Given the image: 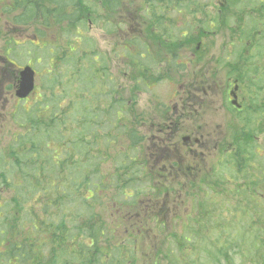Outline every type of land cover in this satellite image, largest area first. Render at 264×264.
I'll return each instance as SVG.
<instances>
[{
  "label": "rangeland",
  "instance_id": "obj_1",
  "mask_svg": "<svg viewBox=\"0 0 264 264\" xmlns=\"http://www.w3.org/2000/svg\"><path fill=\"white\" fill-rule=\"evenodd\" d=\"M132 1H135L136 4ZM148 1L115 0V9L110 6L106 9V3L98 2L101 7L100 17L102 19L96 24L92 23L93 20L88 24V14H82V11V15H80V12L77 11V14L83 20L75 26L70 24L66 28L68 32L63 30L65 25L61 28L44 30L40 28V24L32 28H21L19 32L14 31L7 34L6 39L5 35L0 38V231H3L7 238H23L26 233L25 228L32 223H36L38 231L44 233L47 225H49V222L45 219L47 214L44 212L47 203L50 204L48 212H53L54 216L55 212H58L53 203L57 197V191L44 194L42 193L44 185L41 186L40 190V188L35 189L29 184L30 179L23 183V175L28 178L29 174L22 172L14 164V140L18 136L28 135V131L33 124L31 116L35 119L42 116V114H44L45 119L48 117L42 128H64L71 134L77 135L80 130V123L86 120V117L92 123H96L97 119L100 128H113L110 132L111 136L104 134L105 140L109 143L108 145L103 143L102 151L107 154L109 148H114L123 153H128L136 160V163L141 160L148 171L151 172L153 177H151L149 184L146 183L145 177H139L132 167L128 170L123 169L116 174L115 165L112 167L108 161L106 163V159L102 156L97 180L112 174H116L122 180L121 189L114 182L109 189L103 190L101 199L94 203L97 212L102 221L104 219L106 225L103 224L107 229H112L115 238H117L116 228H119L123 219V211L119 206L123 192L130 193V189L133 187L135 191L144 193L149 190L148 185L151 188L153 184H173L175 182L172 180L163 178L164 174L170 172L176 175L178 170L184 171L185 167L188 166L187 164L182 166L164 161L165 173H163L159 170L162 165H158V169L150 162L159 160L158 150L169 143L171 145L166 146L164 150L177 158L181 157L180 153L182 151L187 156L185 146L191 142L184 143L176 127L194 128L196 127L194 125L196 119L200 120L197 127L209 128L210 135L209 138H206L202 133L198 134L197 146L202 148H192L194 151L192 158L200 160V162L189 159L194 162L192 166L197 170L206 171L205 177L208 185H210V180L222 178L219 177L222 173H225L224 177H228L230 180V183L225 182L221 196H210L211 192L208 190L200 191L197 189L196 193L199 197L202 193L205 194L206 196H201V200H207L210 204H222L223 199L232 195L234 183L231 175L235 170L237 157L234 151H230V132L228 131H232L235 125H238L237 128L242 126L236 120L235 114L232 116L230 114L231 110H227V107H230L229 103L223 100L228 91L227 85H224L222 81H214L212 78L213 75L219 72L221 74L219 79L224 80L229 72L223 71L221 73L222 70L219 67L209 64V67H212L207 73L203 72L199 82H196L193 72L186 74L169 72L171 63L174 61V55L179 52V48H184V52L191 55L192 51L185 47L184 37L186 35L185 31L196 35L197 26L192 20L200 22L209 16H215L219 11L222 0H202L205 4L192 10L189 15L174 0H171L169 7H166L167 4L164 0H153L150 4H148ZM106 2L109 3L110 1L106 0ZM78 3L80 4V1ZM91 3V0H82L84 9L89 7ZM195 11L200 13H195ZM234 11L238 16L244 18L245 22L251 27L257 26L255 17L250 14V6L244 0L239 1V4L234 7ZM153 12L158 18L162 17V19H151L149 15ZM93 15H95V10L92 12ZM232 19L236 18L232 17ZM207 22V25L214 24L212 18H208ZM80 24L84 26L83 30H81ZM157 28H161V31L158 32L160 29L157 30ZM37 29L46 33L45 38L38 37ZM159 34L164 35L163 45L161 46H158L161 41ZM136 35H139L137 36L139 39L133 42ZM80 38H87V42L91 43L94 54H97L102 60H100V64L94 65L97 77L94 76L90 80L84 81L80 79V74H82L80 66L77 65L76 60L69 51L71 45L76 44ZM147 38L154 43L152 49H148L145 45ZM12 40L13 42L17 40L19 45L13 43H11V46L8 45L7 42H12ZM127 41L130 43L124 44ZM227 43L231 42L224 40L219 33L215 43L210 41L206 43V46L211 48L209 55H223L227 52V47H223V45L230 46L229 44L226 45ZM42 44L48 46L41 49ZM132 45H134V49L143 53L141 63L149 69L150 75L157 74L160 67L161 70H164V73L169 72L171 78L165 76L168 80L164 81V87L162 84L155 85L153 77L145 75V83H140L142 80H139L136 75L140 71L133 64L139 59L138 57H132L138 55V51L132 53L130 58L124 59L126 48ZM10 47V53H12L9 55L8 49ZM73 56L77 57V54L74 53ZM150 57H153L154 61ZM7 58L13 61V63H10L13 65L15 63L18 68L30 64L37 71L36 91L27 102L17 103V100L9 95L13 92L14 87L13 84L11 86H7V84L12 82L17 68L7 66ZM186 61L187 57L179 59V62L185 63ZM206 62V55H203L198 65L203 67ZM149 67L153 69L150 70ZM102 69L108 75L104 74L102 85L98 86ZM77 74L79 76L75 77L77 79L76 83L71 84L70 76ZM238 76L244 78L247 73L246 71L240 72L234 78ZM181 84H184V86ZM207 90H211V94L205 96L204 93ZM139 92L142 93L141 96H138ZM190 92H195L193 99L201 114L189 113L191 117H188H194L193 119L180 118L178 122L181 124L175 126L174 120L179 112L173 106L182 102V97L184 99L191 98ZM163 93L164 98H167L170 94L171 100L164 99ZM242 95L246 98L250 109H256V101L244 90H242ZM108 111L110 113V118H108L110 123L104 124V118L107 116ZM117 114L119 115L117 116ZM254 122L256 123L257 120L254 119ZM164 128L169 131V138L164 136ZM59 131H44V136L47 137V142L49 140L50 147L55 151L64 148L73 154L72 149L65 146L66 141L63 143L58 139ZM121 131H126L128 134L132 131L135 136L134 139L130 140L128 136L122 135ZM158 135H161L162 138ZM35 136L39 137L38 135ZM109 137H112L113 140H109ZM221 139L223 140L220 141ZM35 141L39 142L38 139ZM73 142L72 138L70 146ZM256 142L262 144L249 147L250 154L253 157H250V161L247 162L251 168L264 170V136L256 139ZM121 148L123 149L121 150ZM42 155H44V152ZM240 157L247 160L244 156ZM66 159L68 160L64 161L62 159L60 165L69 171L73 160L69 154ZM81 171L84 172L83 169ZM100 171L102 173L106 172V177L99 174ZM14 174H16V180ZM263 174L260 177L264 176ZM80 181H82L80 189L85 195V189L89 186L81 178ZM262 182L249 184V189L255 192V188L258 187L261 188L260 193H264V179H262ZM180 184H184V181H181ZM188 194V192L183 191L179 194L180 196H172L173 199L164 197L162 204H160V201L156 203V210L161 211L158 212L157 222L159 225L142 229L148 241H143L139 246V250L143 251L144 256L147 253L154 251L158 253L159 251L160 255L164 256L165 264H169L165 260V254L180 258V249L176 246L175 240L181 234L188 232L194 222L205 225L206 233L211 241L223 236L216 229V226L220 225L219 218L226 215V212L219 208L218 215L214 211L208 212L203 214L204 218L202 220L197 221L194 217L198 214L199 203L194 204L196 197ZM89 201L94 202L93 196ZM131 201V199L127 200L128 203ZM216 207V205H210L212 210H215ZM223 207L227 210V207ZM102 221H100L101 224ZM81 222L86 223L87 221L82 220ZM243 223L246 229L239 238L240 248L237 249L235 242L229 240L224 245L225 252L230 257H233L231 253L237 252L235 264H241L243 256L246 258L256 256L254 258L258 261V264H264V239L260 241L264 237V226L259 222L258 217H255V219L250 218ZM259 228H262L263 231H259ZM168 235L172 238L169 239ZM5 240L1 245L5 244ZM244 242L245 245H243ZM127 243H131V241ZM147 243V247L144 248ZM3 251L0 254V264H10L5 260L3 261ZM55 255L57 264H67L74 257L69 252Z\"/></svg>",
  "mask_w": 264,
  "mask_h": 264
},
{
  "label": "trees",
  "instance_id": "obj_2",
  "mask_svg": "<svg viewBox=\"0 0 264 264\" xmlns=\"http://www.w3.org/2000/svg\"><path fill=\"white\" fill-rule=\"evenodd\" d=\"M79 1L81 3L82 0H62L61 2L58 0H0V38L5 35L6 39L7 34H11L14 31L19 32L21 28H32L40 24V28L50 30L51 28H61L68 22L75 23L78 20L76 12H80L83 9L81 7L82 3L79 4ZM239 1L222 0L219 6L221 16L218 17V22L222 24L223 29L226 31L229 27L230 17L234 13V7L239 4ZM178 2L182 4L186 14L192 11L190 10L193 8L190 5V0H177L176 3L178 4ZM170 3L171 1L166 2V7H169ZM71 13L72 15L70 16ZM195 13L200 12L195 11ZM161 19L162 17L158 18V20ZM36 32L40 38L46 36V33L40 29H37ZM160 39L161 44L163 43V38L160 37ZM259 39L260 41L263 40L264 36L261 35ZM7 43L11 46L13 40ZM142 55L143 53L139 51L138 55L134 56H132L130 50H127L126 53L127 58L132 56L133 58L138 57L139 60L143 58ZM77 76L79 75L70 76L71 84L73 82L76 83L77 79L75 77ZM229 77H232V74ZM237 78L241 77L238 76ZM160 82H163V76L161 75L155 79V83ZM256 83L261 86L260 89L264 90L263 77H259ZM258 111L261 112V109L259 108ZM47 119L48 117L44 118V114L36 119L31 116L33 124L28 131V135L18 136L14 140L16 149L14 148L13 157L15 158L14 164L16 167L21 169L22 172L29 174L28 178L22 174L23 183L30 179L29 184L35 189L40 188V190L41 186L44 185V188H42V193L44 194L57 191L58 194L53 203L58 212H55L54 216L53 212H48L50 204H46L44 212L47 214L45 219L49 222V225H47L44 233L38 231L36 223H32L25 228L26 233L23 238H7L4 232L0 231V254H2V250H4L3 253L6 252L4 260L10 264V261L16 264H57L55 254L62 255L69 252L74 257L67 264H99V262L100 264H162L163 257L160 255H158L159 257L153 255V257H157L156 260H144L143 251L137 249V246L127 243L128 240L124 234V228H116L117 238L113 237L112 229L105 227L104 219L102 221L96 210L94 203H97L98 199H100L97 197V193L92 191L93 195L91 196H93L94 202H91L89 201L91 196L84 195L80 189L82 185L80 178L91 188L109 189L115 181L117 186L121 184L122 180L116 176L112 179L103 178V182H101L100 179L97 180L98 172H94V170H99L102 156L106 159V163L108 161L104 154L100 153L98 155L96 152V150H103L104 139L100 132L111 136L110 132L112 129L84 128L83 132L91 135V140L86 146L85 144L83 145V142H80L79 135L82 122L80 123L78 135L69 134V131L62 128V131H59L61 133L57 137H61L66 141L73 138L74 141L72 143L73 154L71 157L74 169L68 171L60 165L62 159L64 161L68 159H66L64 154L50 148L47 137L42 136L44 131L52 129L42 128ZM98 123L99 121L96 119V125ZM107 123H110V121L106 120L105 124ZM54 130H59V128H54ZM37 133L39 142L35 141ZM121 134L128 136L131 140V132L128 134L126 131H121ZM109 140H113L112 137H109ZM108 143L106 142V145ZM61 150L65 149L61 148ZM108 151L113 153V151L117 152L118 150L109 148ZM243 151L242 155L253 157L248 151L246 144ZM43 152L45 153L44 155H42ZM123 154L118 152L115 164L116 169H119L122 160L126 159ZM248 165V163L242 161L239 163L240 170L248 168ZM87 166L90 168L89 171L85 170ZM99 174L103 175V177L107 175L106 172L102 173L101 171ZM262 177L264 178V176ZM14 178L16 180V174H14ZM256 181L258 182L259 178H256ZM247 182L248 177L245 178L244 185H236L233 198H225L221 204L227 207L229 215L237 223L243 221L244 217L256 210L255 207L247 205L249 198L256 197V194L254 196L248 194ZM250 192L253 193L254 191L250 190ZM231 202L234 204L230 205ZM230 206L231 209L229 208ZM234 207L236 208L234 209ZM258 219L259 222H264V207L259 210ZM82 220L87 222L82 223ZM100 221H102V224ZM219 223L226 227V232L215 241H211V238L207 235L204 224L199 223L198 226H193L190 229V237L182 236L180 238V258L165 255L169 264H235L237 252L231 253L233 257H230L225 252L224 245L229 240H232L235 242L236 248H240L239 238L242 229L231 226L224 218H220ZM259 231H263V229L259 228ZM263 238L260 241H263ZM4 239H6L5 244L1 245ZM254 257L256 256L247 258L243 256L241 264H258Z\"/></svg>",
  "mask_w": 264,
  "mask_h": 264
},
{
  "label": "flooded vegetation",
  "instance_id": "obj_3",
  "mask_svg": "<svg viewBox=\"0 0 264 264\" xmlns=\"http://www.w3.org/2000/svg\"><path fill=\"white\" fill-rule=\"evenodd\" d=\"M189 15V13H188ZM193 23L197 26L196 28V35L194 34H191V36L189 34H187V39H189V42L188 44H186V48H189L190 50H192L190 47L193 48V50L196 48L197 51L195 52H191V55L186 53L184 54V57H187V61L185 63L183 62H179V60H176L174 61L173 63H171V68L169 69V72L171 73H179V74H186L188 72H193L194 75H195V80L196 82H199L201 80V75L203 74V71H206L205 70V67L203 66H199L198 65V62L197 60H195V58H197L198 56V51H199V44L202 42L203 39L206 38V34L208 32H211L209 31V29H207L206 27V23H204L203 21H200V22H196L194 20H192ZM202 36H205L202 40ZM193 42H196L195 46L194 45H190L192 44ZM179 46V45H178ZM188 46V47H187ZM182 48V47H181ZM181 50V49H180ZM182 50H185L184 48ZM245 54V53H244ZM247 56V54H245ZM227 58H231L232 62L235 64V65H240V62L242 63V65H246L248 66V62L247 60H241L242 59V55L241 53L239 52H236L233 56H228L227 55ZM210 64H213V66H216V67H219V68H222L221 64L219 62H217L215 59H211L210 60ZM225 72L226 70H224V68H222V72ZM169 72H165L164 73V81L167 80V78L165 77L166 75L169 76ZM222 83L224 84V81L221 79ZM241 81V79H240ZM169 84V83H168ZM182 86H184V84H181ZM232 89H229V94L225 95L223 100L226 101V102H230L232 104V101H233V98H234V94L231 93ZM237 90V89H235ZM238 91V90H237ZM222 93V91H221ZM181 94H183V92H181ZM191 95V98L190 97H187L186 99H184L182 97V102H180L179 104H174V109L179 112V115L175 118V126L181 124L180 122H178V119L180 118H184L186 117L188 120H191L193 118H189L188 116L191 117V115L189 113H193L194 115L197 113V114H201V112L199 111L198 109V106L196 105L195 103V100L193 99L194 98V94L195 92H190L189 93ZM211 94V90H207L204 95L205 96H208ZM170 96V94L168 95ZM232 98V100H231ZM238 100L240 99V97H238ZM164 99H168L167 98H164ZM171 100V99H170ZM211 107V106H210ZM185 113V114H184ZM202 120L204 121V119L202 118ZM200 122L199 119H196L195 122H194V125L196 127L194 128H183V127H176L179 131V133L181 134L182 136V140L184 143H190L189 145H186V154H187V159H191L192 161L194 162H197L198 160L195 159V158H192V155H194V151L192 150V148H202V147H198L197 144H198V134L202 133L206 138H209V128H201V127H197L198 126V123ZM166 127V126H164ZM208 133V134H207ZM164 136L166 138H169L170 137V133L169 131L164 128ZM162 138V137H161ZM171 144H167L165 145V147L167 146H170ZM176 146V145H175ZM164 147V148H165ZM177 147V146H176ZM162 147V149H164ZM216 148H217V145H216ZM163 154H164V161H168L169 156H170V152L166 151V150H163ZM163 156V155H162ZM204 160V159H203ZM185 161V158L184 157H180L178 158L177 161H175V164H180L183 166V162ZM200 162V160L198 161ZM201 163H202V160H201ZM198 165V164H197ZM163 170H164V167H163ZM164 179H170L172 180L173 182L175 181H183L184 179L187 180L186 183H184L183 185L179 186V189L177 190L178 186H175L174 183L173 184H164V185H161L162 187H164V197H169V196H180L179 194L183 191H186L189 193V191L192 189L193 191L196 192V190H200V187H199V182H200V172L195 169V168H191V167H188L186 169V172L182 174V176H178V175H173L171 173H167V174H164Z\"/></svg>",
  "mask_w": 264,
  "mask_h": 264
},
{
  "label": "water",
  "instance_id": "obj_4",
  "mask_svg": "<svg viewBox=\"0 0 264 264\" xmlns=\"http://www.w3.org/2000/svg\"><path fill=\"white\" fill-rule=\"evenodd\" d=\"M19 88L16 96L19 98H26L34 89V71L30 67H26L20 72Z\"/></svg>",
  "mask_w": 264,
  "mask_h": 264
},
{
  "label": "bare ground",
  "instance_id": "obj_5",
  "mask_svg": "<svg viewBox=\"0 0 264 264\" xmlns=\"http://www.w3.org/2000/svg\"><path fill=\"white\" fill-rule=\"evenodd\" d=\"M227 49H228V48H227ZM116 54H117V53H116ZM116 54H115V55H116ZM116 58H117V57H116ZM166 66H167V65H166ZM242 78H243V77H242ZM249 103H250V102H249ZM215 149H216V148H215ZM214 198H215V197H214Z\"/></svg>",
  "mask_w": 264,
  "mask_h": 264
}]
</instances>
